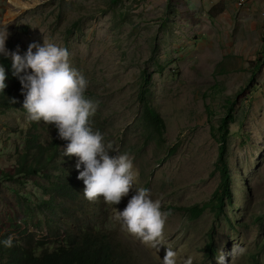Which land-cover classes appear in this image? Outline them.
<instances>
[{"label": "rangeland", "instance_id": "374dc122", "mask_svg": "<svg viewBox=\"0 0 264 264\" xmlns=\"http://www.w3.org/2000/svg\"><path fill=\"white\" fill-rule=\"evenodd\" d=\"M6 47L26 53L44 38L70 53L71 65L89 81L98 101L92 127L116 150L128 153L139 177L137 187L170 211L165 247L177 252V264H264V0H0V33ZM142 98L164 121L163 139L144 129ZM231 111L226 159L231 202L215 216L218 130ZM27 113L0 108V173L16 167L31 123ZM49 140L53 125L36 122ZM56 156L46 164L68 175L76 162ZM20 174L0 178V237L34 234L39 239L68 223L96 224L121 236L140 261L162 264L165 249H152L130 236L113 218L116 206L83 195L52 213L42 201L52 196ZM129 197L117 206L123 210ZM205 204L197 218L175 207ZM49 221V222H48ZM66 225V226H65ZM24 232V233H22ZM209 234L213 244L206 247ZM52 239V237H50ZM243 249L235 257L233 247Z\"/></svg>", "mask_w": 264, "mask_h": 264}, {"label": "clouds", "instance_id": "9594fccd", "mask_svg": "<svg viewBox=\"0 0 264 264\" xmlns=\"http://www.w3.org/2000/svg\"><path fill=\"white\" fill-rule=\"evenodd\" d=\"M8 32L0 33V55L11 59L12 75L19 79L24 95L23 109L27 120L54 125L60 139L67 141L64 156L77 158L78 179L83 180V195L89 202L101 198L108 206H116L114 220L126 232L152 249H165L162 264H177V252L165 247V228L170 211L162 209V202L151 197L149 189L137 187L138 171L128 153H117L113 145L105 143L99 130L92 127L98 101L86 95L89 81L71 65L70 53L44 38L43 44L31 43L26 53L6 47ZM5 68L0 65V92L7 88ZM15 103L16 101L13 100ZM123 210L117 208L129 197ZM0 245L14 247V235L0 240ZM234 245L230 255L242 254ZM218 264H226L223 252ZM183 264H193L188 257Z\"/></svg>", "mask_w": 264, "mask_h": 264}, {"label": "trees", "instance_id": "16d2710c", "mask_svg": "<svg viewBox=\"0 0 264 264\" xmlns=\"http://www.w3.org/2000/svg\"><path fill=\"white\" fill-rule=\"evenodd\" d=\"M0 65L6 70L7 88L0 92V108H16L26 113L23 109L24 95L22 85L18 78L12 75L11 59L0 55ZM86 95L93 99V93L87 91ZM142 109L140 114L141 123L154 140L163 139L165 124L159 113L142 98ZM13 100L16 102L14 103ZM233 121L231 111L224 115L217 126L218 149L217 169L220 173L219 186L215 191V216L218 217L224 212L226 203L231 202V176L230 168L226 159L228 146L229 124ZM31 128L25 133V145L18 151L16 167L12 173H0V178L18 177L20 174L34 175L47 180L46 183H39L44 193L52 196L51 199L42 201V204L52 213L57 211L62 203L54 204L53 197H61L67 201H74L79 197L81 182H77L79 171L64 175L56 172L61 165H54L51 170L46 164L54 157L64 155L67 141L59 138L58 130L53 125V133L49 140L44 141L43 135L36 131V122L31 123ZM70 160L77 163L75 156H69ZM76 180V182H75ZM177 210L187 212L190 218H197L205 210V204H192L189 206L175 207ZM49 222V221H48ZM64 235L60 237L59 231L50 233L39 239L34 234H26L14 237V247L11 249L0 245V264H149V261H140V254L133 247L123 244L121 236L111 232L109 229L97 226L96 224H79L74 220L68 223ZM24 233V232H22ZM8 237L5 233L0 240ZM52 237V239H50ZM213 244V237L209 234V241L206 247Z\"/></svg>", "mask_w": 264, "mask_h": 264}]
</instances>
